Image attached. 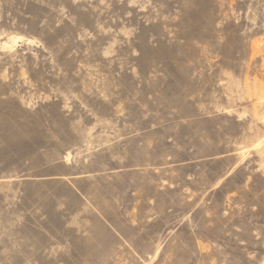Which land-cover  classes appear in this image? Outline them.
Segmentation results:
<instances>
[{"label": "rangeland", "instance_id": "rangeland-1", "mask_svg": "<svg viewBox=\"0 0 264 264\" xmlns=\"http://www.w3.org/2000/svg\"><path fill=\"white\" fill-rule=\"evenodd\" d=\"M0 264H264V0H0Z\"/></svg>", "mask_w": 264, "mask_h": 264}]
</instances>
